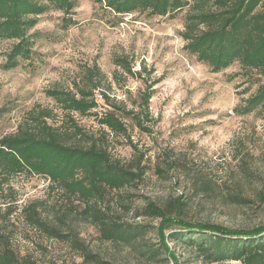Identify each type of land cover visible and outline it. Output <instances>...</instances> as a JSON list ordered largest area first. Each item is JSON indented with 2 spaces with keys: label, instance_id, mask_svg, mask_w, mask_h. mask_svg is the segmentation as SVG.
Returning <instances> with one entry per match:
<instances>
[{
  "label": "rangeland",
  "instance_id": "1",
  "mask_svg": "<svg viewBox=\"0 0 264 264\" xmlns=\"http://www.w3.org/2000/svg\"><path fill=\"white\" fill-rule=\"evenodd\" d=\"M185 15V9L174 15L123 14L98 0H78L71 13L50 9L38 16L25 38L28 55L11 68L22 40L0 37V147L21 123L31 125L32 116L48 108L50 124L63 133L77 124L85 139L104 137L111 155L124 163L143 154L139 178L107 189L104 199L90 205L46 173L14 168L8 161L15 157L3 154L0 248L19 264H242L208 261L172 236L185 229L182 221L146 209L150 202L170 208L181 201L180 219L186 222L230 230L264 225V114L245 110L264 74L238 61L217 69L190 52L182 37ZM92 84L99 86L98 106L85 115L67 114L49 95ZM112 109L130 139L100 124L99 117ZM126 111L141 112L148 130ZM84 137L68 138L80 143ZM99 209L110 221L137 227L138 237L105 239L94 217Z\"/></svg>",
  "mask_w": 264,
  "mask_h": 264
},
{
  "label": "trees",
  "instance_id": "2",
  "mask_svg": "<svg viewBox=\"0 0 264 264\" xmlns=\"http://www.w3.org/2000/svg\"><path fill=\"white\" fill-rule=\"evenodd\" d=\"M105 8L116 13L149 12L151 15H174L185 9V27L182 37L193 54L217 69L238 61L244 68L264 74V0H98ZM78 0H0V37L21 39L15 48L7 68L18 64L20 55L27 56L28 31L35 26L40 14L57 9L66 14L77 6ZM27 48V49H26ZM90 79H92L90 77ZM99 87L77 85V91L52 89L49 95L67 114L91 113L98 103L94 90ZM106 100H109L107 93ZM246 112L260 110L264 114V84L247 98ZM114 107V103L111 105ZM144 107V106H143ZM115 108V107H114ZM147 109V107H144ZM143 109V108H142ZM135 116L136 125L144 130L141 112L126 111ZM52 110L45 108L32 116V124L21 123L18 130L2 140L0 159L11 153L15 158L8 161L14 168L28 167L46 173L68 194L96 204L104 199L107 189H119L143 174V154L129 163L113 157L106 147L104 137L86 136L80 126L70 133H63L48 122ZM264 116V115H263ZM112 135L130 139L128 127L114 109L99 117ZM109 133H103V136ZM80 138V143L68 138ZM68 138V139H67ZM158 168V171L161 172ZM11 172V171H9ZM183 205L174 202L164 208L154 202L148 204L147 212L164 220L182 221L185 229L172 236L187 247H195L208 261L237 260L242 264H264V225L251 229H226L208 222H186L180 219ZM91 207V206H90ZM36 212V211H35ZM38 215V212H36ZM102 236L107 240L132 241L138 237L137 227L110 221L104 211L94 213ZM39 225L41 217L30 216ZM58 236L62 233L55 231ZM4 238L3 235H0ZM155 256V251H151ZM87 258L94 259L92 253ZM0 264H19L9 249L0 248Z\"/></svg>",
  "mask_w": 264,
  "mask_h": 264
},
{
  "label": "built area",
  "instance_id": "3",
  "mask_svg": "<svg viewBox=\"0 0 264 264\" xmlns=\"http://www.w3.org/2000/svg\"><path fill=\"white\" fill-rule=\"evenodd\" d=\"M102 96V95H101Z\"/></svg>",
  "mask_w": 264,
  "mask_h": 264
}]
</instances>
